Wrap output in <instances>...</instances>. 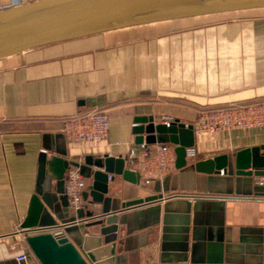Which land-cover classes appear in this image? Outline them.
Masks as SVG:
<instances>
[{
	"label": "crops",
	"instance_id": "0c3cea01",
	"mask_svg": "<svg viewBox=\"0 0 264 264\" xmlns=\"http://www.w3.org/2000/svg\"><path fill=\"white\" fill-rule=\"evenodd\" d=\"M34 1L39 0H0V11ZM211 17L213 42L206 45L161 44L157 51L146 43H121L123 32L143 28L137 27L0 59V264L31 255L20 225L45 144L80 164L87 157H122L132 171L129 152L139 149L133 135L139 119L159 124L161 116H170L193 125L203 110L264 99V9ZM187 20L193 19L166 23ZM155 25L160 24L149 26ZM81 100L89 103L79 106ZM91 110L107 115V139L96 147L68 145L64 120ZM194 137L196 155L189 163L264 146V128ZM197 177L175 169L150 186L120 176L109 181L108 196L118 205L163 195L118 215L126 225H117L114 264H264V195L257 178L243 188L247 194H235L227 181L202 189ZM99 208L88 210L96 214ZM89 232L83 237L90 247L101 239L99 250L108 253L111 244L98 228Z\"/></svg>",
	"mask_w": 264,
	"mask_h": 264
},
{
	"label": "water",
	"instance_id": "95a60500",
	"mask_svg": "<svg viewBox=\"0 0 264 264\" xmlns=\"http://www.w3.org/2000/svg\"><path fill=\"white\" fill-rule=\"evenodd\" d=\"M257 9H264V0H39L0 11V59L109 32ZM86 103L89 101L81 100L78 105ZM133 135L136 145L173 146L175 169L197 174L202 189H215L227 181L233 188L229 193L247 194L243 188L250 186L253 178L264 177V146L243 149L231 157L220 155L189 163L186 149L193 148L195 140L192 125L176 120L166 127L142 118L135 123ZM47 153L55 156L50 158ZM64 157L55 147L43 146L35 191L20 225L31 255L25 261L7 260L1 264H35L33 259L38 264L118 263L113 255L117 225H126L118 215L128 208L163 200L158 193L118 205V200L108 196V183L114 176L134 185L140 181L137 173L125 168L122 157H87L83 164ZM71 168L78 169L90 181L82 195L85 208L75 212L70 210L64 193V177ZM256 188L264 195L262 187ZM96 205L100 206L96 214L88 210ZM92 228H98L104 243L111 244L108 253L99 250L101 239L90 247V240L83 237Z\"/></svg>",
	"mask_w": 264,
	"mask_h": 264
},
{
	"label": "built area",
	"instance_id": "2783aa9c",
	"mask_svg": "<svg viewBox=\"0 0 264 264\" xmlns=\"http://www.w3.org/2000/svg\"><path fill=\"white\" fill-rule=\"evenodd\" d=\"M175 121L170 116H161L158 119V123L166 127ZM192 127L194 135L264 128V99L203 110ZM108 132L109 119L104 112L98 110L80 113L63 122V135L68 145L96 147L107 139ZM195 155L194 148L186 149L187 161L192 160ZM129 157L133 163L132 171L139 175L145 186L162 181L175 170L174 147L169 144L151 146L142 144L139 145L138 150H130ZM255 184L264 189V177L257 178ZM85 190L86 180L79 170L76 168L69 169L64 177V193L69 208L74 212L82 208V195ZM27 257L28 255L25 254L20 255L16 260L25 261Z\"/></svg>",
	"mask_w": 264,
	"mask_h": 264
},
{
	"label": "rangeland",
	"instance_id": "374dc122",
	"mask_svg": "<svg viewBox=\"0 0 264 264\" xmlns=\"http://www.w3.org/2000/svg\"><path fill=\"white\" fill-rule=\"evenodd\" d=\"M214 19L216 17L199 18L126 31L122 34L124 40L121 43H146L157 51L161 44L206 45L213 42L208 29Z\"/></svg>",
	"mask_w": 264,
	"mask_h": 264
},
{
	"label": "bare ground",
	"instance_id": "6f19581e",
	"mask_svg": "<svg viewBox=\"0 0 264 264\" xmlns=\"http://www.w3.org/2000/svg\"><path fill=\"white\" fill-rule=\"evenodd\" d=\"M232 13H238V12H232ZM227 14V13H226ZM218 15H223V14H218ZM212 16H215V15H212ZM204 17H209V16H204ZM197 18H200V17H197ZM192 19H194V18H192ZM152 25H154V24H152ZM147 26H149V25H147ZM141 27H145V26H141ZM137 28V27H136ZM130 29H132V28H130Z\"/></svg>",
	"mask_w": 264,
	"mask_h": 264
}]
</instances>
